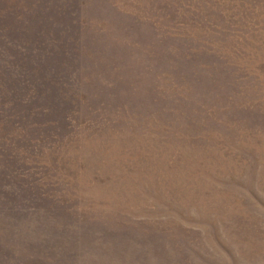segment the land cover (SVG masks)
Instances as JSON below:
<instances>
[{"label": "rangeland", "instance_id": "obj_1", "mask_svg": "<svg viewBox=\"0 0 264 264\" xmlns=\"http://www.w3.org/2000/svg\"><path fill=\"white\" fill-rule=\"evenodd\" d=\"M0 264H264V0H0Z\"/></svg>", "mask_w": 264, "mask_h": 264}]
</instances>
